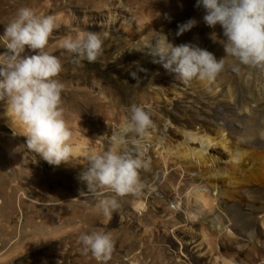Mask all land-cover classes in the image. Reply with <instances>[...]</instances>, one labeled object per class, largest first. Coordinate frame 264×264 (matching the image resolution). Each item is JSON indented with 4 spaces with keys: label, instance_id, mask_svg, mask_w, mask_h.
Segmentation results:
<instances>
[{
    "label": "rangeland",
    "instance_id": "374dc122",
    "mask_svg": "<svg viewBox=\"0 0 264 264\" xmlns=\"http://www.w3.org/2000/svg\"><path fill=\"white\" fill-rule=\"evenodd\" d=\"M42 1L0 0L3 32L19 9L27 7L38 14ZM51 1L58 2L61 9L69 8L76 16L87 13V10L96 12L92 6L95 0ZM138 1L149 17L157 13L159 7L162 8L161 0ZM183 2L185 0L181 4ZM174 9L185 13L181 19L167 24L166 30L158 28L153 42L167 39L174 46L188 43L206 49L217 59L225 55L220 25L209 30L211 40L206 38L207 30L203 27L206 13L202 6L184 4ZM47 10V13L56 12L53 8ZM189 20L196 22L194 26L177 35L178 26ZM80 26L91 31L105 28L96 23L89 25L88 21L84 25L82 22L75 25ZM112 28L118 34L126 35L121 27L116 25ZM4 51L0 48V53ZM30 52L25 49L24 54ZM136 56L127 58V68ZM152 58L156 57L146 55L133 66L132 71L123 70L130 79L141 78L146 82L138 87L130 84L128 94L134 92L133 96L109 100L104 104L113 127L98 114L102 104L83 102L84 107L93 110L92 114H86L80 112L78 102H62L64 118L73 133L71 144L74 153L80 157L79 163L70 161L58 166L50 165L31 151L26 144L23 125L11 116L5 102L0 101V264H97L90 253L84 254L79 243L82 233L92 231L110 232L114 237L115 248L107 264H174L180 247L177 238L184 241L186 252H191L189 248L193 244L190 242L198 236L195 232L199 231L200 221L198 218L187 219L185 203V196L193 184L202 189L208 187L207 196L217 201L213 207L208 206V211L202 216L221 224L220 231L214 232L209 222L206 223L208 234L214 233L218 245L227 239L226 229L229 227L236 233L237 245L247 243L251 233L264 230L261 212H254L256 221L247 225L238 210L233 212L219 205L242 199L244 205L240 207L244 210H248L249 203L263 206L264 184L230 183L218 179L212 186L198 164L186 166L182 159L173 156L176 145L184 143L186 131L209 133L215 137L223 133L228 141L234 142L242 131L237 123L249 131L253 120L264 122V71L247 66L232 71L228 66L231 58L226 57L228 65L224 73L227 80L224 82L215 80L209 84L193 80L184 83L175 79V75L165 76L155 70L163 67L161 63L151 67L149 61ZM156 61L158 63V59ZM70 88L66 89L69 93L75 92L84 98L91 90L104 92L84 81L74 82ZM134 105L148 111L155 124L147 140L152 153L150 170L141 172L142 191L138 195L124 197L120 201L121 207L107 221L97 214V202L86 192L80 175L88 166L85 158L88 153L105 151L110 147L111 135L119 129ZM157 139L162 141L166 152L159 151ZM196 146H200L199 143ZM207 149L218 159L228 157L217 144L215 147L209 145ZM135 198L144 199L146 207H136L133 204ZM169 201L174 202L177 215L173 219L161 218L154 207Z\"/></svg>",
    "mask_w": 264,
    "mask_h": 264
},
{
    "label": "clouds",
    "instance_id": "9594fccd",
    "mask_svg": "<svg viewBox=\"0 0 264 264\" xmlns=\"http://www.w3.org/2000/svg\"><path fill=\"white\" fill-rule=\"evenodd\" d=\"M203 6L207 26L220 25L224 36L225 55L217 59L213 53L188 43L174 46L166 39L146 46L158 62L184 83L193 80L212 83L225 71L231 58L232 71L240 66L264 71V0H196ZM196 22L179 25L177 35L189 30ZM51 15L37 14L24 7L6 26L0 41V101L5 102L25 130L27 147L50 165L78 162L71 144L72 131L64 118L62 92L58 79L63 71L61 59L48 51L54 32L60 28ZM83 67L86 60L95 63L103 54V38L93 32L67 35L58 45ZM26 47L35 54L25 55ZM155 124L148 111L131 106L130 114L111 135L110 147L89 152L88 166L80 179L87 193L96 200V212L110 221L127 195H138L144 183L141 172L150 170L148 144ZM38 241V240H37ZM84 254H91L97 264H107L115 240L110 232L92 231L79 236Z\"/></svg>",
    "mask_w": 264,
    "mask_h": 264
},
{
    "label": "bare ground",
    "instance_id": "6f19581e",
    "mask_svg": "<svg viewBox=\"0 0 264 264\" xmlns=\"http://www.w3.org/2000/svg\"><path fill=\"white\" fill-rule=\"evenodd\" d=\"M162 8L159 7L157 13H153L152 17L146 15L144 8L138 0H95L92 6L95 8L94 12L83 13L77 15L69 8L61 9L58 2L51 0L42 1V7L38 10V14L51 15L55 17L60 23V28L54 32L53 38L49 42L48 51L61 59L63 71L60 73L58 79L64 84L62 92V102L64 100L78 102L80 112L92 114L93 110L84 107L83 102L102 104L98 111L99 116L103 117V121L113 127V122L109 121L107 111L104 104L109 101H117L123 98L133 96L134 92L128 94L130 84L134 83L135 87L145 84L144 79H130L124 73V69L132 71L134 65H137L139 60L146 55L152 54L146 46L153 42L154 32L161 27L166 30L167 24L181 19L185 11H176L174 8L182 5L195 6L196 0H161ZM192 2V3H191ZM169 6V8H168ZM202 6V5H201ZM203 7V6H202ZM48 8L56 10L55 13H47ZM204 9V8H203ZM167 12V13H166ZM96 23L97 25H104V29L91 31L84 27H75L78 22L82 24ZM119 26L126 35H120L112 26ZM203 27L206 31V38L211 40L209 30L211 27L203 22ZM1 36L3 35L2 27L0 26ZM81 32H93L101 35L103 38V54L95 63H89L86 60L83 62V67H78L72 63L71 57L57 45L60 39L67 35L75 36ZM170 38V37H169ZM0 48L3 47V42L0 41ZM26 49H28L26 47ZM29 50V49H28ZM28 55L35 54L32 50ZM136 56L132 60V65L128 68L125 65L127 58ZM223 55L218 56V59ZM158 57L152 58L149 63L152 66H157ZM226 61L228 59L225 57ZM162 75L174 76L165 68H157ZM227 76L224 71L217 77L216 81L224 82ZM84 81L91 86L99 87L103 93L91 92L84 98L75 92L69 93L66 89H71L72 83ZM120 117L119 114H116ZM255 119V118H254ZM252 129L245 131L248 128L237 123L238 128L241 129L237 135V141L230 142L226 139L223 133L218 137L212 136L209 133H198L194 131H186L184 135V143L176 145V151L172 154L174 157L182 159L186 166L191 164H198L201 167V173L208 178L210 185L214 186L218 179L228 181L230 183L246 182L248 184H264V122L253 120ZM258 127L260 129H258ZM159 143V151L166 152L161 140L157 139ZM200 146H196L198 144ZM205 144V146H203ZM219 145L228 157L218 159V157L210 152L207 147L210 145L215 147ZM80 144L76 147L78 148ZM247 146V147H246ZM74 149V147H73ZM77 150V149H76ZM179 159V160H180ZM209 173L208 175H205ZM200 176V175H199ZM45 189V188H44ZM208 187L199 188V185L193 184L189 193L185 196L186 213L188 220L198 218L199 231L195 234L198 236L190 242L193 244L189 249L191 252H186L184 249V241L180 238L177 240L180 243L179 253L174 264H264V230L251 233L249 240L244 245H237L235 231L231 227L226 229L227 239L218 245L214 240V233L208 234V225L213 228L214 232H219L221 224L218 221H213L212 218H203V212L208 211V206L213 207L217 203L212 197L208 195ZM134 203L141 202L142 207H146V201L142 198H135ZM243 200L239 199L237 202L227 203L222 202L220 206L226 207L230 211L238 210L243 214L244 222L249 225L256 221L254 212H261V223L264 227V205H256L249 203L248 210L242 209L240 206L244 205ZM158 210L161 218L173 219L177 213L175 212L174 202L169 201L165 204H159L154 207ZM191 227V226H189ZM184 256V258H183ZM132 264H136L133 262Z\"/></svg>",
    "mask_w": 264,
    "mask_h": 264
},
{
    "label": "built area",
    "instance_id": "2783aa9c",
    "mask_svg": "<svg viewBox=\"0 0 264 264\" xmlns=\"http://www.w3.org/2000/svg\"><path fill=\"white\" fill-rule=\"evenodd\" d=\"M151 151H150V149L148 148V159L151 157ZM135 202V201H134ZM136 207H139V208H141L142 207V204H141V202L139 201V202H136V203H133Z\"/></svg>",
    "mask_w": 264,
    "mask_h": 264
}]
</instances>
